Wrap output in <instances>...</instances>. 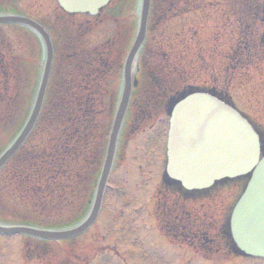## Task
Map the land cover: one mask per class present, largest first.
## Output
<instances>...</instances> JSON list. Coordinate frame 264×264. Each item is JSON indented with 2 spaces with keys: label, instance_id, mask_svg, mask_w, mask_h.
I'll return each mask as SVG.
<instances>
[{
  "label": "rangeland",
  "instance_id": "rangeland-1",
  "mask_svg": "<svg viewBox=\"0 0 264 264\" xmlns=\"http://www.w3.org/2000/svg\"><path fill=\"white\" fill-rule=\"evenodd\" d=\"M12 2L9 5L33 19L49 15L56 10L55 0ZM194 2L193 6L190 5V9L193 8L190 13L184 12L179 18L174 17L169 21L162 20L158 11L152 13L153 25L138 60L139 79L144 78L148 69L155 71L156 64L153 62L157 52L167 53L168 64L181 65V69L188 70L189 81L193 84L208 85L220 90L224 95L228 94L233 106L250 119L252 124L263 132L264 137V27L259 19L252 21L240 16L238 10H232L231 3L225 5L223 0ZM135 3L136 0H114V8L108 13L109 18L99 25L98 30L91 36L92 40H87L85 45H95L98 41H103L119 26L118 24L122 25L121 33L129 32L130 35L136 26ZM5 5H0L3 12L7 8ZM252 11L253 9L249 10ZM234 13L236 17L233 16ZM0 31L11 51L22 56V63L18 66L22 70L24 80L22 91L23 94L25 91L27 93V82L36 81V67L39 70L41 66L40 41L27 28L17 25H1ZM125 37H122L123 43ZM142 82L136 93L137 107L133 106L129 113L130 119L124 128L126 133L120 141L115 165L107 181L100 208L103 210L99 213L96 225L90 228L92 231L86 230L76 238L75 250L85 242L84 250H87V241L89 244L92 241L94 247L108 245L119 254L118 258L113 254L114 251L106 250L97 255L98 250L104 251L105 248L98 249L91 264H210L194 255L188 247L184 248L178 243H175L174 247L171 246L167 242L169 240L157 228L153 200L165 164L168 115L162 111L159 104H145L148 95L145 89L147 83L144 80L143 85ZM14 109L10 117L0 120V149L18 130L20 115L16 110L13 114ZM6 174L3 166L0 171V219L15 223L10 217V199L2 189ZM241 186L242 181L232 178L217 183L212 190L208 188L195 192V196L199 198L206 197L212 191L216 193L213 203L208 207L199 208L193 204L200 212L205 211L200 228H206L210 235L214 232L212 227L226 216L239 195ZM119 191L121 195H116ZM66 214L67 211H63L60 214L55 213V216L64 218ZM162 220L165 221V218ZM93 234H96V237L90 240ZM21 237H0V264H25L21 261L22 258L27 259V264H44L45 260L50 264H59L60 256L66 259L71 256L69 243L61 247L48 242L47 258L44 256L45 248L41 245V252L37 253L40 255L35 257L37 254L29 253L25 257L26 247L22 244L24 239ZM227 241L229 242V239ZM84 250L79 249L78 252L82 254ZM213 257L225 260L222 256ZM246 263L248 260H242V264ZM225 264L233 262L228 260ZM248 264L264 262L255 260Z\"/></svg>",
  "mask_w": 264,
  "mask_h": 264
},
{
  "label": "water",
  "instance_id": "water-1",
  "mask_svg": "<svg viewBox=\"0 0 264 264\" xmlns=\"http://www.w3.org/2000/svg\"><path fill=\"white\" fill-rule=\"evenodd\" d=\"M106 1L59 0V3L63 9L70 12L88 11L94 14L99 6H102ZM148 1L142 0L139 28L133 43L134 45L128 54V60L131 59L144 38L145 20L149 6ZM6 21L27 24L34 30H37L45 40L47 60L39 92L31 108L30 115L12 144L0 155V165L22 143L23 138L30 131L35 121L42 99L44 84L47 79L46 76L51 56V49L45 32L37 24L19 16H0V22ZM127 97L128 88L123 92L112 124L111 137L106 151L107 156L102 169V175L97 184L98 189L94 209L98 205L100 192L107 176L114 136H116L120 125ZM170 122L167 171L171 178L180 180L186 188H201L202 186L211 184L216 179H220L222 176L230 177L231 175H238L254 168L242 199L235 206L231 227L232 236L236 238L238 245L242 249H244V244L247 242L257 246L260 241L264 240V155L261 158L259 157L257 137L251 127L232 109L225 107L218 100L216 101L212 97L202 94L189 97L184 102L178 104L173 110ZM236 221H245L248 223V227L242 226ZM9 230L22 233L29 232L27 228H11ZM41 235L43 234L41 233ZM246 251L251 253L247 249ZM255 253L264 256V253L257 249H255Z\"/></svg>",
  "mask_w": 264,
  "mask_h": 264
},
{
  "label": "trees",
  "instance_id": "trees-1",
  "mask_svg": "<svg viewBox=\"0 0 264 264\" xmlns=\"http://www.w3.org/2000/svg\"><path fill=\"white\" fill-rule=\"evenodd\" d=\"M169 1L165 10L173 15L174 11L180 10V4L185 6L191 3V0ZM80 26H83V23H79L78 27ZM113 55V50L108 48L105 53L97 49L89 55L88 53L81 55L69 53L67 56L70 58L68 61L72 66L77 65L78 67L83 63L86 64L85 67H93L87 71L80 68L83 71V73L78 72L80 78L76 79L74 83L68 84L66 91L59 96L58 100H50L47 104V111L51 110L52 112L47 115L43 113L37 126L36 132L41 139L26 145L25 151L19 156V159L24 161L13 164L11 178L21 179L17 186H23L24 194L26 193L27 197L35 199V195L42 194L48 199H52L55 190L59 195V191L64 193L69 186L76 184L75 182L84 176L89 164L96 160L97 156L94 154L93 145L95 137H97L96 134H98L96 141L99 139L100 145L98 155L102 156L109 127L100 125V117L104 108L101 106L103 100L108 99L109 107L104 112L110 115L115 95L98 93L99 86L90 80L93 75L89 74L93 71L96 72L94 67L97 62ZM116 56L118 55L116 54ZM97 71L100 70L97 69ZM79 89L85 91H80L76 95L69 94Z\"/></svg>",
  "mask_w": 264,
  "mask_h": 264
},
{
  "label": "bare ground",
  "instance_id": "bare-ground-1",
  "mask_svg": "<svg viewBox=\"0 0 264 264\" xmlns=\"http://www.w3.org/2000/svg\"><path fill=\"white\" fill-rule=\"evenodd\" d=\"M139 1H140V0H137V7H136V10H137V11H138V9H139V5H138V4H139ZM131 64H132V66H131V70H132L133 67H134V64H133V62H132Z\"/></svg>",
  "mask_w": 264,
  "mask_h": 264
}]
</instances>
